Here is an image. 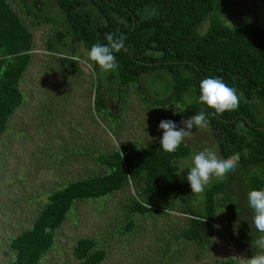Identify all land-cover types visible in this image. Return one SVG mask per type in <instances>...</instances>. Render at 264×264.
I'll return each mask as SVG.
<instances>
[{
    "label": "trees",
    "instance_id": "1",
    "mask_svg": "<svg viewBox=\"0 0 264 264\" xmlns=\"http://www.w3.org/2000/svg\"><path fill=\"white\" fill-rule=\"evenodd\" d=\"M55 2L63 13L64 34L70 35L71 46L80 42L88 52L93 44L107 43L106 33L124 37V47L114 53L118 67L107 77L108 81L116 80L119 89L151 72L168 74L169 100L179 103L182 95L193 99L192 104L179 112L187 120L202 109L206 114L212 111L199 103L202 79L219 77L235 86L242 94L239 107L210 116L206 128L222 158L239 154V160L235 171L224 181L205 189L199 206L191 207L189 202L194 194L186 180L189 169L177 170L173 164L187 154L182 144L172 153L162 150L159 142H153L144 148L125 143L109 154H94L100 172L62 182L48 190L38 199L40 207L27 228L15 235L0 236V246L8 253L0 264H42L43 256L55 249L58 229L79 202H95V205L98 202L99 212L105 213L107 199L129 188L134 194L115 204L112 218L103 219L95 235L75 240L72 257L77 264H102L108 245L116 242L122 250L126 241L131 243L127 249L131 254L125 259L122 250L119 264L179 263L185 257L186 247H193L192 253L206 254L211 248L212 228L219 208L227 212L223 237L247 253L263 236L251 224L252 210L246 194L264 188V30L250 21L239 28L224 24L216 13L225 9L226 0ZM39 4L32 0L29 6L38 11ZM26 14L31 16L29 11ZM206 20L208 25L201 32ZM57 30L59 27L52 37L57 43H51L53 48L47 47L53 56L57 53L55 47L64 51L67 48L65 43H60L65 35ZM31 48L32 35L10 5L0 0V136L22 103L19 84ZM70 53L66 57L55 56L67 74L72 69ZM95 67L92 62L93 71ZM94 97V108L101 116L107 108L98 92ZM241 123L243 127H239ZM81 150L72 149V157L87 155ZM61 160L60 153L54 154V161ZM237 182L239 186H234ZM158 197L169 203L159 205ZM168 212H178L184 217L178 215V220L157 229L145 223L153 226L158 216ZM245 219L248 223L239 227ZM226 264L233 263L226 261Z\"/></svg>",
    "mask_w": 264,
    "mask_h": 264
},
{
    "label": "rangeland",
    "instance_id": "2",
    "mask_svg": "<svg viewBox=\"0 0 264 264\" xmlns=\"http://www.w3.org/2000/svg\"><path fill=\"white\" fill-rule=\"evenodd\" d=\"M5 1L32 35V48L19 84L22 103L11 115L5 132L0 136V236L15 235L27 228L36 214L34 212L40 207L38 199L48 190L62 182L100 172L94 162V154H109L125 143L144 148L150 143L159 142L163 135L162 130H158L160 121L171 120L178 128L183 127L181 121L186 119L179 112L193 103V99L187 95H182L179 103L169 100L170 77L160 71L145 74L137 82L121 86V89L116 80L108 81L107 77L114 70L106 72L97 66L94 72L85 48L80 42L71 46L70 35L64 34L63 13L57 8L55 0H37L40 3L38 11L29 6L32 0ZM226 1L225 9L216 13L224 24L239 28L250 21L264 30V0ZM27 11L31 16L26 14ZM61 24L63 28H60ZM207 25L206 20L200 31ZM57 27V31L65 35L60 43H65L67 48L61 51L55 47L57 55L53 53V56L47 47L53 48L51 43H57V39L55 42L52 40ZM69 51L72 52L69 56L71 74L62 71V64L57 58L58 54L66 57ZM96 92L107 108L106 112L101 111V116L94 108ZM181 144L186 147L187 154L173 163L177 170H190L193 154L205 149H211L220 156L214 138L206 127L194 126L191 136ZM75 148L83 149L81 151L87 155L72 157V149ZM57 153L61 154V161H54V154ZM232 172L222 179L213 176L202 191L192 192L194 198L189 205L198 207L203 200L204 190L224 181ZM234 186H239V182ZM132 194L134 191L129 188L111 195L103 209L105 213L99 212L98 202L97 205L95 202H79L58 229L55 249L45 254L41 263L77 264L72 257L75 240L95 235L103 219L112 218L115 204L123 203ZM31 199L33 201L27 204ZM157 203L165 205L169 202L158 197ZM218 204L221 205V202L218 201ZM168 213L158 216L153 226L147 221L145 223L157 229L158 226L165 227L169 221L178 220V212ZM226 216L227 212L219 208L214 224L219 227L213 225L211 248L206 254L192 253L195 249L186 247L185 257L179 263L172 264H226V261L237 264L234 257L251 258L264 249V233L247 253L239 251L233 241L229 244L223 237ZM137 220L144 222L143 219ZM245 221L239 227L248 223L247 219ZM141 232H138L140 236ZM130 244V241H126L122 249L125 259L131 254L127 250ZM104 245L107 246V243ZM122 250L116 242L108 245L102 264H119L117 261ZM7 257V251L0 246V262Z\"/></svg>",
    "mask_w": 264,
    "mask_h": 264
},
{
    "label": "clouds",
    "instance_id": "3",
    "mask_svg": "<svg viewBox=\"0 0 264 264\" xmlns=\"http://www.w3.org/2000/svg\"><path fill=\"white\" fill-rule=\"evenodd\" d=\"M106 44H93L87 53L89 61L96 64L103 71H112L118 67L114 53H118L124 47V37L116 38L112 33H106ZM241 95L235 86L230 85L226 80L219 77H206L199 83V103L205 105L212 111L205 113L202 109L187 120H182L183 127L178 128L171 120H161L158 130L163 135L159 140L160 148L172 153L177 150L186 137L192 134V128H204L208 126L209 117L218 113L236 110L241 101ZM239 127H243L241 123ZM247 155V149L244 150ZM192 167L186 180L193 193L200 192L210 179L224 178L227 173L234 171L239 154L228 158H222L211 149H205L193 154L191 157ZM249 208L252 210L251 224L259 233H264V188L253 189L247 192ZM218 228V225H214ZM48 231V229H46ZM228 242V241H227ZM230 244V242H228ZM264 243V238H262ZM237 264H264V249L258 251L251 258L234 257Z\"/></svg>",
    "mask_w": 264,
    "mask_h": 264
}]
</instances>
